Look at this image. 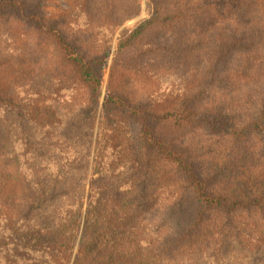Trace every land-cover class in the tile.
Masks as SVG:
<instances>
[{
    "label": "trees",
    "instance_id": "16d2710c",
    "mask_svg": "<svg viewBox=\"0 0 264 264\" xmlns=\"http://www.w3.org/2000/svg\"><path fill=\"white\" fill-rule=\"evenodd\" d=\"M103 2L102 9H124ZM130 2L139 8V0ZM149 4L152 16L120 43L113 68L121 77L140 70L181 88L166 108H156L111 75L95 138L98 176L74 264L251 262L264 252V0ZM1 16H10L11 26L0 30L32 49L19 48L23 63H52L73 101L83 92L84 119L92 122L83 150L63 146L43 158L29 146L27 118L56 135L63 127L53 121L57 108L42 99L35 79L21 90L0 82V242L12 246L20 264H67L84 214L110 45L101 32L76 31L24 0H0ZM17 120L21 155L10 150L20 147ZM120 167L118 179L130 173L123 188L115 184Z\"/></svg>",
    "mask_w": 264,
    "mask_h": 264
},
{
    "label": "rangeland",
    "instance_id": "374dc122",
    "mask_svg": "<svg viewBox=\"0 0 264 264\" xmlns=\"http://www.w3.org/2000/svg\"><path fill=\"white\" fill-rule=\"evenodd\" d=\"M28 2L32 7L37 8L41 15L53 19L62 21L65 26H75L78 30H90L99 31L101 35L99 39H107L109 42V55L107 59V65L103 72L102 77V89L100 106L94 117L93 124L95 135L92 142L91 153L89 154V166L88 173L86 175V186L84 189L83 197V218L79 224V227L75 234L74 249L69 257L67 264H74L76 259L77 250L79 247L82 229L83 219L85 212L88 208L90 197L92 194L91 185L93 180L98 176L95 174V138L98 134V129L103 121L104 111L103 102L108 93V89L111 83V75L114 77V82H123L128 85L132 91L140 97L149 98L150 106L156 108L168 106V102H172L176 99L180 85L177 81H174V85L168 78H164L163 81L150 80V75L145 71L136 70L135 72L125 73L124 77H121L122 72L119 69L113 68L115 60L117 58V51L120 43L126 42L131 32L138 26L147 21L153 14L149 0H139L140 6L137 10L130 8L132 2L130 0H109V2L119 3L124 6V9L114 12L100 8L102 5H106L103 0H24ZM90 4L88 8L81 9L76 4ZM10 16H1L0 28L11 26ZM6 30V29H5ZM5 30H0V82L2 84H9L14 90L12 82L16 83V88L19 90L27 88L29 82L35 79L36 89L41 95L43 100L47 101L48 106H54L57 108L55 118L53 121L63 124L62 130L58 131L56 135H49L48 129L44 130L40 126L41 123L33 121L32 116H28L27 120V137L32 141L29 145L36 153L43 154V158L56 157L58 154V148L63 146H69L71 149L83 150L87 143H90L88 139L89 135L86 131V127L90 125L89 120L84 119L85 112V97L83 92L75 101L70 98V88L68 86H60L57 80L58 71L52 63L44 62L39 66H33L29 57L27 60H21L23 55L18 56L19 48L22 52L27 51V54L31 52V48L23 46V43L16 37H7ZM148 37L145 40L139 41L134 47L140 50L144 44H148ZM22 47V48H21ZM29 65L35 67V73L31 74ZM78 109H82V112H76ZM81 111V110H80ZM31 115V114H30ZM19 123L12 127L15 139L20 142V147H10L11 151H15L21 155L24 153L25 148L21 146V142L24 140V135L19 131ZM77 125V131L72 127ZM164 132L172 136L174 128H165ZM123 172V168L120 167L114 170L116 177L115 184L125 187L130 184V173L122 174L121 178H117L119 173ZM2 236H0L1 238ZM6 240V239H5ZM9 242V241H8ZM6 242H0V264H20L19 261L13 256L12 246L5 245ZM225 264H264V252L252 256L251 262L243 259H229Z\"/></svg>",
    "mask_w": 264,
    "mask_h": 264
}]
</instances>
